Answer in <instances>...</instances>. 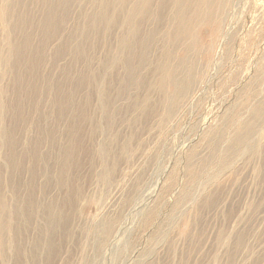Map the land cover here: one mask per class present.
I'll list each match as a JSON object with an SVG mask.
<instances>
[{"label":"bare ground","instance_id":"bare-ground-1","mask_svg":"<svg viewBox=\"0 0 264 264\" xmlns=\"http://www.w3.org/2000/svg\"><path fill=\"white\" fill-rule=\"evenodd\" d=\"M0 2L8 33V55L4 59L12 64L15 82L11 92L7 87L1 92L0 140L7 143L5 164L13 173L12 182L7 183L23 191L19 211L32 232L26 255V242L17 241L13 227L14 215L19 211L3 195L0 184L3 261L53 264L62 258V264H85L88 245L102 253L105 233L109 237L108 232H113L118 222H99L93 228L75 223L76 216L86 208L79 207L84 162L95 153L105 156L108 150L117 156L127 155L129 141L120 142V126L127 116L131 117V124L142 123V119L164 107L167 117H173L189 99L195 87L197 52L206 35L202 30L218 25L223 0ZM55 41L58 45L54 58L70 55L71 62L63 68L62 77H48L51 98L49 107H44L39 70L46 61L47 47ZM15 61H20L31 77H15ZM20 86L33 91L37 98L30 99L23 91L24 95H20ZM8 97L10 103L6 102ZM21 105L34 109L35 130L31 137L25 131L19 137V129L29 117ZM251 110L240 132L229 141L225 160L236 152L246 150L253 154L260 149V138L254 137L264 121V98ZM100 132L106 136L101 141ZM249 137L252 141H247ZM110 139L117 145L108 142ZM97 231L101 232L98 238ZM90 238L93 240L87 245ZM243 238V234L238 236L235 244L241 246ZM220 239L227 241L224 236Z\"/></svg>","mask_w":264,"mask_h":264},{"label":"rangeland","instance_id":"rangeland-1","mask_svg":"<svg viewBox=\"0 0 264 264\" xmlns=\"http://www.w3.org/2000/svg\"><path fill=\"white\" fill-rule=\"evenodd\" d=\"M2 4L0 99L2 90L7 87L11 92L15 85L12 64L4 59L8 33L2 22ZM202 31L206 35L197 52L195 87L176 114L167 117L166 109L160 107L157 114L137 124H131L127 116L120 126L121 144L129 141L127 155L108 150L105 156L95 153L84 162L79 207L86 208L75 223L93 228L113 220L117 228H123H114L109 237L105 233L102 253L89 244L93 239H87L85 264H264V121L254 137L260 138V149L253 154L236 152L225 160L229 141L240 132L252 107L264 98V0H223L218 25ZM57 45V41L49 44L39 70L44 107H49L51 98L48 77H62L63 68L71 62L70 55L54 58ZM14 65L15 77H31L20 61ZM26 88L20 86V95L23 91L36 99ZM6 102L10 103V97ZM21 107L29 117L19 137L24 131L31 137L34 109ZM103 138L100 132L98 140ZM108 142L117 145L113 139ZM6 146L0 140L1 191L19 211L24 193L8 185L13 173L5 164ZM101 174L106 177L102 179ZM20 212L14 215L13 227L17 241L26 242L27 255L32 232ZM96 234L98 238L101 232ZM241 234L243 243L237 246L235 239ZM62 262V258L55 261ZM0 264H4L1 245Z\"/></svg>","mask_w":264,"mask_h":264}]
</instances>
